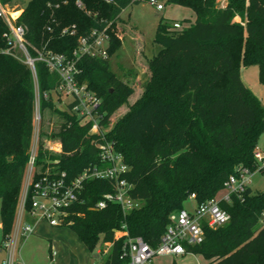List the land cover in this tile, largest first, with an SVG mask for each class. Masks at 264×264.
I'll return each mask as SVG.
<instances>
[{
	"label": "trees",
	"instance_id": "1",
	"mask_svg": "<svg viewBox=\"0 0 264 264\" xmlns=\"http://www.w3.org/2000/svg\"><path fill=\"white\" fill-rule=\"evenodd\" d=\"M10 4L12 0H1ZM110 1V2H108ZM144 0H30L17 20L28 27L35 47H47L71 57L80 36L107 29L108 59L82 58L78 81L101 100L107 137L115 142L130 172L132 197L141 207L123 215L118 206L95 210L110 183L86 184L82 203L70 213L68 226L90 252L113 244L106 264H123L125 238L115 234L126 225L132 238L159 245L170 215L185 209L191 195L201 204L218 197L240 167L255 169L254 154L264 134V107L243 83L242 67L257 65L264 85V0H159L191 9L196 21L175 29L159 24L155 43L161 49L147 60L148 80L139 99L114 123L112 117L128 104L135 90L116 75L110 57L123 38L118 21L127 7ZM77 2L82 6L78 7ZM240 22H236V17ZM76 27V36L61 35ZM0 20V215L3 240L13 230L28 167L33 132L34 84L22 61L5 55L9 48ZM33 53L32 50H30ZM41 93H50L58 78L37 65ZM43 112L58 115L62 151L39 150L38 171L56 169L74 179L98 163L99 136L89 126L61 110L52 97L42 101ZM58 124V122H57ZM26 208L30 209V202ZM230 221L218 229L205 227L201 245L188 252L207 264H264V192L250 188L242 198L222 203ZM2 240V241H3ZM53 261V251L49 249Z\"/></svg>",
	"mask_w": 264,
	"mask_h": 264
},
{
	"label": "built area",
	"instance_id": "2",
	"mask_svg": "<svg viewBox=\"0 0 264 264\" xmlns=\"http://www.w3.org/2000/svg\"><path fill=\"white\" fill-rule=\"evenodd\" d=\"M158 11L164 10L159 0H146ZM220 3L225 7V1ZM110 2V1H108ZM82 4L78 3V7ZM20 17L9 13L8 6L0 0V20L7 26L3 38L9 48L3 54L22 61L31 71L34 84V112L31 148L28 167L24 179L21 199L12 233L2 241L5 259L0 264H19L16 259L17 246L22 238L34 232L33 224L26 219L45 221L49 226L60 228L72 225L70 213L79 203H82L86 184L94 181L110 183L112 190L102 195L95 204V210L107 209L110 205L118 206L123 215H127L141 207V201L132 197L133 185L126 180L130 172L123 155L116 150L115 142L107 137L106 114L101 112L102 100L88 87L78 81L82 58L108 59L110 36L107 29L92 30L80 36L78 46L71 57L56 53L47 47H35L28 38L29 29L17 24ZM181 29L179 23L173 25ZM61 35L76 36V27H67ZM33 51V53L30 52ZM44 64L48 71L57 76L58 81L50 93H41L37 65ZM53 98L54 103L64 111L75 116L81 125L89 126V134L99 136L98 163L92 164L74 179H69L66 172L56 169L38 171L36 164L39 150L43 148L53 154H60L62 144L58 133L44 135V112L42 101ZM60 105H64L62 108ZM255 169L240 167L225 183L223 192L216 198L201 204H196L192 211L182 209L170 215L169 225L158 246L152 247L141 237L132 238L126 225L115 234L116 240L125 238L123 254L120 257L123 264H152L156 257L183 256L189 254L188 247L201 245L205 239V227L218 229L230 221V214L222 208V203H230L233 196L243 197L250 187L251 179L257 172H264V153L259 148L254 154ZM195 195L189 197L195 201ZM30 202V209L26 208ZM264 219V213L262 214ZM113 244H105L98 252L109 255Z\"/></svg>",
	"mask_w": 264,
	"mask_h": 264
},
{
	"label": "rangeland",
	"instance_id": "3",
	"mask_svg": "<svg viewBox=\"0 0 264 264\" xmlns=\"http://www.w3.org/2000/svg\"><path fill=\"white\" fill-rule=\"evenodd\" d=\"M29 1L12 0L10 4H7L9 13L14 16V14L19 12V15H21L22 13L20 12H23ZM222 2V0H218L219 4ZM78 3L81 2H77V6ZM161 3L164 5L163 11H158L156 7L151 6L144 0L127 7L120 15L118 35L123 38V44L121 49L110 57V66L111 70L118 76H123L125 71L133 72L132 74H127L124 79L132 86L135 92L129 99L128 104L119 109L116 115L112 117L113 123L142 94L143 86L149 78L147 60L151 59L161 49L155 43L159 24L162 22L173 27L175 23H179L184 28L196 21V16L191 9L174 3ZM235 21L240 22L238 16L235 18ZM241 78L243 83L259 98L264 107V85L259 80V67L257 65L242 67ZM60 106L64 108V105ZM44 119L45 137L52 133H59L60 120L58 115L47 111L44 112ZM258 148L259 151L264 153V134L260 138ZM249 188L254 193L264 192V172H257L253 175ZM195 206V201L190 199L184 205L185 209L189 212ZM57 231L53 237L46 239L47 242H45V246H47V243L50 244L48 240L52 241L55 264H106L109 255L100 254L98 252L99 248L94 252H90L69 227H60L57 228ZM35 241L37 244L31 248L32 251H29L28 248L26 249L27 255L30 253L37 254L38 252L41 255L42 253L46 259L45 263L49 264V252H45L42 248L44 246L42 243L44 242ZM19 244L17 246L16 259L18 257ZM152 264H207V262L201 255L189 253L183 256L156 257L152 261Z\"/></svg>",
	"mask_w": 264,
	"mask_h": 264
},
{
	"label": "crops",
	"instance_id": "4",
	"mask_svg": "<svg viewBox=\"0 0 264 264\" xmlns=\"http://www.w3.org/2000/svg\"><path fill=\"white\" fill-rule=\"evenodd\" d=\"M226 2L227 0L225 1V4ZM0 208H1V204H0ZM26 220L29 223L33 224L34 232L33 234L21 239L19 248H18V257H17L18 260L17 261L19 264H46L45 263L46 259L42 255V253L40 255L39 252L37 254H33L29 252L30 254L27 255L26 249L28 248V250L30 251L31 248L33 246H36L37 244L35 240H39L40 242H44L42 243L44 245V246L42 245L43 246L42 248L44 249V251L49 252V249L53 248L52 241L48 240L50 244L47 243V246H45V242H47L46 239L53 237V235H55L58 232L57 228L49 226L48 223H46L45 221H36L29 217ZM2 240H3V233H2V223H1V215H0V263L5 259V252L3 251L1 247ZM53 258H54V255H53ZM49 262H50L49 264H55L54 259L53 261H51L49 258Z\"/></svg>",
	"mask_w": 264,
	"mask_h": 264
},
{
	"label": "bare ground",
	"instance_id": "5",
	"mask_svg": "<svg viewBox=\"0 0 264 264\" xmlns=\"http://www.w3.org/2000/svg\"><path fill=\"white\" fill-rule=\"evenodd\" d=\"M19 15V12L18 13H16V14H14V17H16V16H18Z\"/></svg>",
	"mask_w": 264,
	"mask_h": 264
}]
</instances>
